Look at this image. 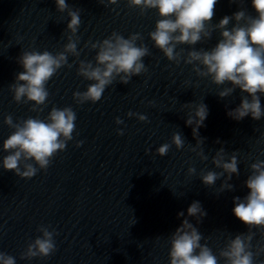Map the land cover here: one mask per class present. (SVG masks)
Listing matches in <instances>:
<instances>
[{
	"label": "clouds",
	"instance_id": "obj_1",
	"mask_svg": "<svg viewBox=\"0 0 264 264\" xmlns=\"http://www.w3.org/2000/svg\"><path fill=\"white\" fill-rule=\"evenodd\" d=\"M107 6L115 5L118 0H99ZM238 3L239 0H230ZM130 8H139L144 15L149 9H155L158 19L155 28L149 33L154 47L162 51L164 56L177 65L183 62L193 65V72L200 78H209L216 86H225L217 95L224 99L234 93L238 88L247 95L241 98L240 104L227 112V115L236 121H241L250 116L259 121L264 117V108L261 105V95H264V0H251V6L256 15L247 14L240 9L231 16L225 15L218 23L213 24L215 6L218 0H127ZM57 11L67 12L70 17L66 26L67 43L62 51L53 54L47 50L22 51L18 63L23 71L17 74L15 82L9 86L16 103H33L30 109L33 112H42L49 96L48 81L57 74L62 67L71 68L68 56L79 57L77 50L79 37L78 29L81 24L80 10L71 9L66 0H55ZM235 24L229 28L230 22ZM218 31L220 39L211 49L203 48L187 51L178 45L194 46L203 41L210 40L213 32ZM140 33H133L124 38L113 32L108 38L88 42L86 47L97 50L95 66L92 62H79L77 74L88 81H94L87 86L84 92H74L73 98L78 104L91 101L96 103L101 100L105 89L119 78V83L128 84L132 77L147 71L143 63L144 57L150 54L143 43ZM192 108L185 121L186 126H192V135L196 139V147L190 150L196 152L202 161L208 157L200 147L204 138L200 137L199 129L204 126L208 116L207 105L186 104ZM136 115L140 121H147L145 115L129 112L128 116ZM76 113L71 107L62 109L53 107L47 117L40 119L28 117L19 122L13 121L8 115L4 124L14 129L3 140L2 150L8 153L2 157V168L13 171L21 179H31L38 171L47 170L52 159L58 152L66 149L67 142L73 139L76 130ZM117 124L123 121L117 117ZM118 135H123V130H118ZM83 142H77L79 147ZM217 143H221L219 140ZM185 139L181 133H174L171 144L165 143L156 149L159 156L167 155L172 145L177 150L182 149ZM197 149H200L197 151ZM227 157V158H226ZM212 164L221 171H201L200 179L205 186L212 187L222 177L217 194L234 186L229 183L233 175L239 176L237 154L227 155L221 147L212 158ZM251 175L245 181L249 189L248 194L241 199L234 197V216L246 225L247 233L237 234L227 240L225 246L214 254L207 244H201L204 238L198 228L190 222L188 217L200 223L207 215L199 201H193L187 208V217L183 211L177 214L185 217L179 227L169 238L170 264H254L257 256L264 253V243H258L253 251L252 241L256 235L253 229H259L264 236V161L257 160L250 165ZM196 169L189 167L188 174L194 175ZM37 231L42 233L27 245L21 254V259L35 257H48L56 251L54 236L55 231H49L47 226L41 225ZM0 264H16L13 256L0 251Z\"/></svg>",
	"mask_w": 264,
	"mask_h": 264
}]
</instances>
